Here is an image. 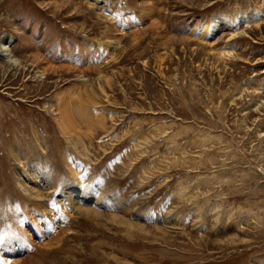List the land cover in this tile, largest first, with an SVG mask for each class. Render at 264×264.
I'll list each match as a JSON object with an SVG mask.
<instances>
[{"label":"rangeland","instance_id":"374dc122","mask_svg":"<svg viewBox=\"0 0 264 264\" xmlns=\"http://www.w3.org/2000/svg\"><path fill=\"white\" fill-rule=\"evenodd\" d=\"M0 47V264H264V0H0Z\"/></svg>","mask_w":264,"mask_h":264},{"label":"bare ground","instance_id":"6f19581e","mask_svg":"<svg viewBox=\"0 0 264 264\" xmlns=\"http://www.w3.org/2000/svg\"><path fill=\"white\" fill-rule=\"evenodd\" d=\"M148 29V28H147ZM205 32V31H204ZM2 46V45H1ZM11 53L10 51L7 50L6 47H0V65L6 70V72H9L16 64V61L14 60H9L11 57ZM8 58V59H7ZM12 59V58H11ZM15 68V67H14ZM67 91L68 89H61L60 92L57 95V104L59 107V115L57 118V122H58V126L61 130V132L67 137L70 135H75V134H79V132L77 131V126L74 124V118H72L71 114H70V102L67 100L69 98H67ZM71 92V91H70ZM72 95V94H71ZM82 106V105H81ZM31 182V181H30ZM87 195V194H86ZM85 198H88L89 195L85 196L82 195ZM89 199V198H88ZM87 202V201H86ZM94 203V202H93ZM70 206V204H69ZM70 208V207H69ZM86 208V207H85ZM44 210V207H43ZM65 210V209H64ZM63 210V211H64ZM68 210V209H67ZM97 212V211H96ZM46 213V212H45ZM80 215H90L89 217L95 218V217H101L100 215H98L97 213L94 212H88L86 209H82L80 210V212H76ZM65 216V215H64ZM115 217V216H113ZM14 218V217H13ZM81 218V216L79 217ZM85 218V217H83ZM116 218V217H115ZM88 219V218H87ZM13 220V219H12ZM15 221H17V216L15 215L14 218ZM7 221V220H6ZM12 223V222H11ZM13 226V225H12ZM17 229V226L15 227ZM14 228V229H15ZM20 232V231H19ZM21 234V233H20ZM21 238V237H20ZM1 239V238H0ZM12 240H14V242H17L19 244V248L24 250V244H20V242H22L23 240L19 239L18 237H13L10 240V243H12ZM56 241V240H55ZM60 243V240H58ZM25 243V241H23ZM49 246V245H48ZM22 252V251H21ZM24 252V251H23ZM4 252L1 250L0 248V256H3ZM20 252H15L14 255H19ZM15 256H11L12 258ZM17 257V256H16ZM26 259V258H25ZM14 261V260H13Z\"/></svg>","mask_w":264,"mask_h":264}]
</instances>
